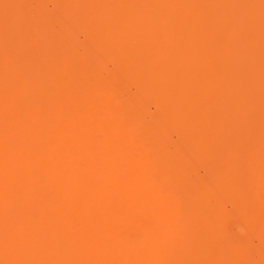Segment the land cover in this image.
<instances>
[{
    "label": "bare ground",
    "instance_id": "1",
    "mask_svg": "<svg viewBox=\"0 0 264 264\" xmlns=\"http://www.w3.org/2000/svg\"><path fill=\"white\" fill-rule=\"evenodd\" d=\"M0 264H264V0H0Z\"/></svg>",
    "mask_w": 264,
    "mask_h": 264
}]
</instances>
